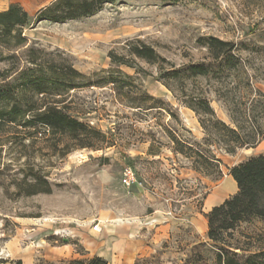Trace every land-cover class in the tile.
Here are the masks:
<instances>
[{
	"label": "rangeland",
	"instance_id": "1",
	"mask_svg": "<svg viewBox=\"0 0 264 264\" xmlns=\"http://www.w3.org/2000/svg\"><path fill=\"white\" fill-rule=\"evenodd\" d=\"M52 1L0 0V11L17 3L34 15ZM261 30L264 0H112L90 16L27 27V45L68 58L87 80L120 78L131 90L161 100L179 122L167 112L134 108L129 100L116 96L112 84H99L68 94L58 92L61 95L55 98L65 100L64 110L70 116L111 138V146L80 148L66 136L49 135L37 124L23 128L20 122L0 123V264L19 258L30 264H68L72 259L58 260L62 254L57 247L63 245L85 255L84 247L105 253L115 244L114 250L124 247L137 255L133 264H195V252L209 256L204 214L236 192V184L228 180L229 169L263 154L264 140L232 154L214 149L222 163L218 181L185 168L187 161L171 153L163 128L186 134L183 126L200 141L203 133L197 118L156 79L154 66L128 55L127 44L147 43L179 67L208 61L204 45L208 36L249 42ZM111 53L134 67L114 63ZM9 54L0 48V72L8 68L3 58ZM27 65L21 61V66ZM19 83L12 79L1 86L0 110L8 112L16 104ZM197 85L205 88V77H199ZM256 86L264 91V84ZM27 96L34 101L42 98L30 91ZM209 97L218 117L228 122L222 104ZM151 139L155 146L157 141L163 144L158 156L146 154ZM178 165L183 167L175 170ZM126 167L135 176L130 186L122 183ZM34 177L40 179L30 187ZM176 178L185 183L177 184ZM43 180L50 191L33 192L46 188ZM197 183L198 197L206 192L199 205L178 191L179 186L194 188ZM181 196L186 197L182 204L177 201ZM95 224L99 230H93ZM240 230L264 232V222L252 220Z\"/></svg>",
	"mask_w": 264,
	"mask_h": 264
},
{
	"label": "trees",
	"instance_id": "2",
	"mask_svg": "<svg viewBox=\"0 0 264 264\" xmlns=\"http://www.w3.org/2000/svg\"><path fill=\"white\" fill-rule=\"evenodd\" d=\"M112 0H53L40 7L34 15L19 4H10L0 11V48L10 54L3 58L8 68L0 72V88L10 80L18 81L19 90L14 94L16 104L8 112L0 110V123L12 122L21 127L37 124L49 135L66 136L75 141L77 147L98 149L111 146L112 140L105 133L70 116L65 110L62 91L79 87L112 84L116 96L129 100L134 108L140 110L157 109L167 112L177 122L176 114L169 112L164 103L139 89L126 87L120 78L113 75L100 77L99 80H87L78 72L69 59L57 53L47 52L43 48L27 45L24 30L41 21L63 23L90 16L99 11L103 4ZM254 33V32H253ZM208 61L176 67L161 57L149 44L131 41L127 44L128 55L142 60L156 69V79L173 97L192 111L202 130L203 138L196 140L191 131L183 126L179 130L163 128L174 156L187 161L185 168L195 175L218 181L222 177L221 160L214 149L234 153L239 148H254L264 140V91L256 86L264 84V30L254 33L249 42H234L208 36L204 42ZM19 51H22L20 54ZM23 57V58H21ZM114 63L134 67L124 60L110 54ZM27 66H21V61ZM29 72V73H28ZM15 74V76H12ZM12 76V77H11ZM11 77V78H10ZM205 77V88L197 85V79ZM9 78V79H8ZM5 81V83H4ZM57 91L50 93L49 88ZM42 94L40 100H32L27 92ZM209 95H213L224 107L228 122L218 117L211 105ZM29 113L31 118H26ZM153 141V142H152ZM151 139L146 154L154 157L161 153V142ZM155 162L161 163L159 160ZM178 165L175 170H179ZM229 175L236 184V192L213 206L204 217L207 221L206 244L209 256L195 252V264H264V232L250 233L240 230L242 224L252 220L264 222V153L232 166ZM34 177L29 186L37 183ZM177 184L185 181L175 179ZM45 189L33 192H49L47 180H43ZM194 188L179 186L181 195L191 198L199 205L206 192L198 197ZM206 188V187H205ZM186 197L177 201L182 204ZM65 243V242H64ZM9 264H22L21 260ZM68 264H107L101 257L90 259H72Z\"/></svg>",
	"mask_w": 264,
	"mask_h": 264
},
{
	"label": "crops",
	"instance_id": "3",
	"mask_svg": "<svg viewBox=\"0 0 264 264\" xmlns=\"http://www.w3.org/2000/svg\"><path fill=\"white\" fill-rule=\"evenodd\" d=\"M113 247H115V244H112V248L109 251H106L105 253H94L91 252V250H89L88 248L84 247L85 255H78L77 253H75V250L73 249L72 246L63 245L57 247L59 253L62 254V256L58 257V260L75 259L76 255L79 256L78 258L79 260L90 259L94 256H98L105 259L107 261V264H133L137 255H133L130 249H126L123 247L121 250L120 248L117 247V250H114ZM19 260H21L22 264H30L29 261L25 262L23 258H19ZM49 260L51 261V259Z\"/></svg>",
	"mask_w": 264,
	"mask_h": 264
},
{
	"label": "built area",
	"instance_id": "4",
	"mask_svg": "<svg viewBox=\"0 0 264 264\" xmlns=\"http://www.w3.org/2000/svg\"><path fill=\"white\" fill-rule=\"evenodd\" d=\"M122 183L125 184L126 186H130L135 183V176L134 172L130 167H126L123 170V177H122ZM99 225L95 224L93 226V230H99Z\"/></svg>",
	"mask_w": 264,
	"mask_h": 264
},
{
	"label": "bare ground",
	"instance_id": "5",
	"mask_svg": "<svg viewBox=\"0 0 264 264\" xmlns=\"http://www.w3.org/2000/svg\"><path fill=\"white\" fill-rule=\"evenodd\" d=\"M228 180L233 184V186L235 187V182L233 181V179L231 177H228Z\"/></svg>",
	"mask_w": 264,
	"mask_h": 264
}]
</instances>
